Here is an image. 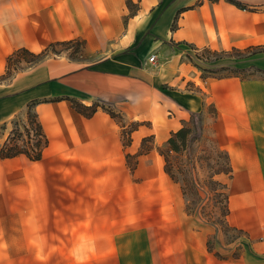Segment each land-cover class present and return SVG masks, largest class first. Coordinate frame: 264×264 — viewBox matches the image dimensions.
Masks as SVG:
<instances>
[{"label": "crops", "instance_id": "obj_1", "mask_svg": "<svg viewBox=\"0 0 264 264\" xmlns=\"http://www.w3.org/2000/svg\"><path fill=\"white\" fill-rule=\"evenodd\" d=\"M68 40L82 58L50 54L3 78L16 50ZM252 48L264 0H0V125L30 111L46 141L39 160L0 157V264H264V78L194 62ZM196 116L228 155L239 258L182 228L165 152Z\"/></svg>", "mask_w": 264, "mask_h": 264}, {"label": "rangeland", "instance_id": "obj_2", "mask_svg": "<svg viewBox=\"0 0 264 264\" xmlns=\"http://www.w3.org/2000/svg\"><path fill=\"white\" fill-rule=\"evenodd\" d=\"M76 45L57 46L60 52L70 58H82L79 52L74 53ZM264 48L232 49L222 52L201 53L209 63L205 71L209 75H237L241 78H264V70L252 63L263 57ZM8 77L26 70L32 66L34 58L22 54L15 58ZM208 75V74H207ZM187 144L179 152H165V169L173 180L181 184L183 198L182 228L186 231L200 232L207 239V248L216 258L225 259L228 256L239 258L247 244L243 233L227 224V193L225 180L229 171L225 152L221 150L208 127H192ZM5 140V146L25 150L36 155L41 147L42 139L30 123L29 117H21L11 123L0 125V141ZM0 149L2 144L0 142Z\"/></svg>", "mask_w": 264, "mask_h": 264}, {"label": "trees", "instance_id": "obj_3", "mask_svg": "<svg viewBox=\"0 0 264 264\" xmlns=\"http://www.w3.org/2000/svg\"><path fill=\"white\" fill-rule=\"evenodd\" d=\"M72 43H75V45H76V47L74 49V53L77 54L80 51L81 46H83V42H81L79 40H68V41H61V42L53 43L48 48H46L45 50H43L39 53H33L26 48H20V49L16 50L15 52H13L8 57L7 72L10 71V69L12 68L13 63L16 60L15 58L19 57L22 54H28V55L32 56L34 59L32 61H30V63L35 64L50 54L60 53V51L57 49V46L70 45ZM7 72L3 76V78H8L9 74H7ZM75 107L77 108V110H79L80 112L84 113L87 116L92 115L96 111V106L87 107V106H84V105L79 104L77 102H75ZM28 117H29L30 123L35 125V130H36L37 135L39 137H41V139H42L41 147L38 149V152L36 153V155H31L30 153H28L25 150H20L18 148L13 149V147H7L4 145V146H2V149H0V157L7 158V157H12V156L18 155L20 153H24L29 158H31L32 160L41 159L43 146L45 145L46 141L43 139L39 124L35 122V117L30 111H28ZM194 127L195 128L200 127V125L198 123L197 116L194 118ZM192 129H193L192 127H182L177 132L173 133V135L168 140L169 150L179 152L182 148H184L187 144V141H188L189 136L192 132ZM226 156H227V160H228V155L226 154ZM228 165H229V171H228L227 175H230L231 174V167L229 164V160H228ZM225 189H226V193H227L226 183H225ZM227 202H228V195H227ZM227 208H228V204H227ZM228 212H229V209H227V215H228ZM227 215H226V217H227Z\"/></svg>", "mask_w": 264, "mask_h": 264}, {"label": "built area", "instance_id": "obj_4", "mask_svg": "<svg viewBox=\"0 0 264 264\" xmlns=\"http://www.w3.org/2000/svg\"><path fill=\"white\" fill-rule=\"evenodd\" d=\"M154 58H155V56H152L151 58H150V60L151 61H153L154 60ZM196 59H195V63L199 66V67H202V65H204L205 63H206V60H204V57H203V55H197L196 57H195Z\"/></svg>", "mask_w": 264, "mask_h": 264}]
</instances>
